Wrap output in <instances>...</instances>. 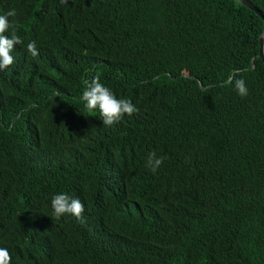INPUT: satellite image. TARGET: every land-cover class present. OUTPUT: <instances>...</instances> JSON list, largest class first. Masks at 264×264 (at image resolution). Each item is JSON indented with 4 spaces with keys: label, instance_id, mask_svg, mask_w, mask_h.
<instances>
[{
    "label": "trees",
    "instance_id": "trees-1",
    "mask_svg": "<svg viewBox=\"0 0 264 264\" xmlns=\"http://www.w3.org/2000/svg\"><path fill=\"white\" fill-rule=\"evenodd\" d=\"M10 9L23 40L0 70L11 264H264L263 19L235 0H0ZM97 76L139 111L104 126L81 98ZM57 193L83 220L51 217Z\"/></svg>",
    "mask_w": 264,
    "mask_h": 264
},
{
    "label": "clouds",
    "instance_id": "clouds-1",
    "mask_svg": "<svg viewBox=\"0 0 264 264\" xmlns=\"http://www.w3.org/2000/svg\"><path fill=\"white\" fill-rule=\"evenodd\" d=\"M62 4H67L68 0H60ZM17 15L16 9H10L6 14L0 15V70H5L14 62L12 51L17 44H23L22 38L17 34L14 22L9 17ZM6 35L5 33H9ZM27 52L36 57L39 52L35 41L26 45ZM86 88L82 93V100L85 108L91 112L98 109L104 126H111L120 121L125 114L131 116L139 109L131 100L117 98L116 95L104 84L99 77L84 82ZM225 83H234L235 90L241 97L248 95L245 80L229 78ZM163 163L162 157H157L155 152H150L147 156L146 167L155 173ZM53 209L51 217L54 220L60 219L64 215H71L78 220H83L84 205L79 198L71 197L66 193H57L51 199ZM11 255L7 248L0 247V264H11Z\"/></svg>",
    "mask_w": 264,
    "mask_h": 264
},
{
    "label": "water",
    "instance_id": "water-1",
    "mask_svg": "<svg viewBox=\"0 0 264 264\" xmlns=\"http://www.w3.org/2000/svg\"><path fill=\"white\" fill-rule=\"evenodd\" d=\"M235 1L245 5L249 9H251L259 17H261L264 21V16H263L262 12L250 0H235ZM259 44H260L259 56L262 59V61L264 62V26H263L262 34L259 38Z\"/></svg>",
    "mask_w": 264,
    "mask_h": 264
}]
</instances>
